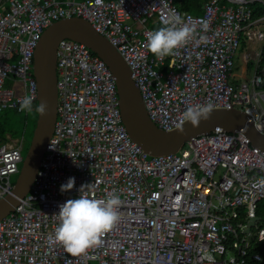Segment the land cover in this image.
I'll list each match as a JSON object with an SVG mask.
<instances>
[{
  "label": "built area",
  "instance_id": "1",
  "mask_svg": "<svg viewBox=\"0 0 264 264\" xmlns=\"http://www.w3.org/2000/svg\"><path fill=\"white\" fill-rule=\"evenodd\" d=\"M255 3L264 9V0H208L193 14L174 0H0V111L23 112L22 97L37 99L34 53L44 30L80 16L127 61L159 128L172 131L189 105L211 102L213 109L245 111L264 129V45L247 50L264 42V12L254 16ZM172 17L195 32L158 59L145 33ZM239 50L253 67L237 82ZM56 54L54 132L30 191L0 219V264H264V215H257L264 189L253 188L264 179V152L243 132L218 126L174 153L150 155L124 124L107 63L69 38ZM7 137L0 143V199L13 191L12 175L24 160V136ZM72 177L74 186L62 192ZM84 185L90 198L118 194L120 219L99 246L72 256L54 230L59 205L78 198Z\"/></svg>",
  "mask_w": 264,
  "mask_h": 264
},
{
  "label": "water",
  "instance_id": "2",
  "mask_svg": "<svg viewBox=\"0 0 264 264\" xmlns=\"http://www.w3.org/2000/svg\"><path fill=\"white\" fill-rule=\"evenodd\" d=\"M69 38L84 43L99 55L117 78L120 107L123 121L131 137L145 152L157 156L178 151L183 144L201 133L214 131L218 126L228 132H243L251 143L264 152V134L254 121L240 109H213L208 120L198 126L184 122L172 131L159 128L150 118L142 99L141 91L132 77V70L105 36L80 16L64 17L51 23L43 32L35 49L33 73L38 84L37 103L46 101L45 115L38 114L33 138L11 193L0 199V219L7 216L30 191L41 160L53 135L57 120V46L61 39ZM183 129L181 131L180 129ZM257 217L250 219L252 225Z\"/></svg>",
  "mask_w": 264,
  "mask_h": 264
},
{
  "label": "clouds",
  "instance_id": "3",
  "mask_svg": "<svg viewBox=\"0 0 264 264\" xmlns=\"http://www.w3.org/2000/svg\"><path fill=\"white\" fill-rule=\"evenodd\" d=\"M194 32V26L183 23L178 17H172L166 21L164 27L145 33L146 46L158 59H163L187 44ZM33 100L31 95L22 97L20 110L45 115L48 110L47 102L41 101L34 107ZM212 110L211 102L189 105L182 114V122H191L193 126H198L202 120L210 119ZM257 129L264 130L259 125ZM180 130L183 131L182 128ZM74 184L75 178H69L66 184L61 185V191L70 190ZM85 186L80 188L81 194L78 198L60 204L57 213L59 223L54 230V240L61 243L65 251L72 256L82 254L93 246H99L102 243L101 237L112 230L120 219L118 209L121 199L118 194L109 192L104 199L90 198L83 193ZM253 188L264 189V179L257 180Z\"/></svg>",
  "mask_w": 264,
  "mask_h": 264
},
{
  "label": "rangeland",
  "instance_id": "4",
  "mask_svg": "<svg viewBox=\"0 0 264 264\" xmlns=\"http://www.w3.org/2000/svg\"><path fill=\"white\" fill-rule=\"evenodd\" d=\"M255 48H259V46L264 45V42H260V44H249L247 49L252 48L253 46ZM241 56V50H239L236 58H235V71H238V68H241L242 60H240ZM34 107L35 104L33 103ZM35 112L28 113V116H26V111H23V113H18L14 111L13 109L9 110L5 115L4 118L7 119L8 126L11 130V132H17L20 136H24V148L22 151L23 156L25 157L27 154V150L29 148L30 142L33 138V133L35 130L34 121H35ZM11 135V134H10ZM22 167V165H21ZM18 178V174L12 175V182H16Z\"/></svg>",
  "mask_w": 264,
  "mask_h": 264
},
{
  "label": "trees",
  "instance_id": "5",
  "mask_svg": "<svg viewBox=\"0 0 264 264\" xmlns=\"http://www.w3.org/2000/svg\"><path fill=\"white\" fill-rule=\"evenodd\" d=\"M174 1L181 10L189 11L193 14H202L203 13L202 4L207 0H174ZM252 7L254 9V16H256L259 12H264V9H262L259 4L255 3L252 5ZM152 26L155 30L159 29L160 27H163V25L158 23H154L152 24ZM249 65L250 67H253V61H250ZM33 103L35 104V106L38 105L36 100ZM11 109L12 108H7L3 111H0V143L8 140L7 137L8 134H11L13 138H17L20 136L17 132H11L7 123V119L4 118V115ZM13 110L18 112L15 109ZM26 116H28V112H26ZM35 116L36 117H35L34 125H36L38 114L35 113ZM257 215L261 217L264 215V199L259 202Z\"/></svg>",
  "mask_w": 264,
  "mask_h": 264
},
{
  "label": "crops",
  "instance_id": "6",
  "mask_svg": "<svg viewBox=\"0 0 264 264\" xmlns=\"http://www.w3.org/2000/svg\"><path fill=\"white\" fill-rule=\"evenodd\" d=\"M207 1H205V2H207ZM203 4H202V7H203ZM243 45L244 46L242 47V49L245 50L246 49L245 48V43ZM243 50H241V56H240V60H242L241 68H238V71H235V76H234V79L237 82H239V81H241V80H243L245 78H249V76L252 74V70H251V67L249 65L250 61L246 62L245 59H247V58L244 57V53H245L246 50L245 51H243ZM247 50H249L250 52H253V50H251V49H247Z\"/></svg>",
  "mask_w": 264,
  "mask_h": 264
}]
</instances>
